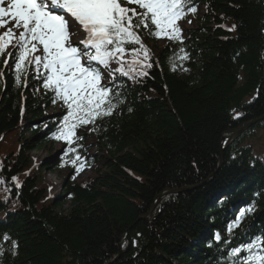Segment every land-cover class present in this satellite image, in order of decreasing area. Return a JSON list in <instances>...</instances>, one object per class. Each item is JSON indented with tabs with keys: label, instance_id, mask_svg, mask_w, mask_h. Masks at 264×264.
Returning a JSON list of instances; mask_svg holds the SVG:
<instances>
[{
	"label": "trees",
	"instance_id": "16d2710c",
	"mask_svg": "<svg viewBox=\"0 0 264 264\" xmlns=\"http://www.w3.org/2000/svg\"><path fill=\"white\" fill-rule=\"evenodd\" d=\"M193 1L201 14L182 43L154 42L150 67L117 76L112 115L90 123L97 161L82 181L59 166L89 159L84 140L54 151L62 101L34 66L17 83V49L0 54V264H238L250 252L234 248L264 241V162L244 142L264 132V0ZM44 172L62 176L55 195ZM250 250L264 255V243Z\"/></svg>",
	"mask_w": 264,
	"mask_h": 264
},
{
	"label": "snow or ice",
	"instance_id": "6c2138e0",
	"mask_svg": "<svg viewBox=\"0 0 264 264\" xmlns=\"http://www.w3.org/2000/svg\"><path fill=\"white\" fill-rule=\"evenodd\" d=\"M125 3L137 5L140 11L124 6ZM3 5L4 0H0V28H6L0 32V54L12 45L18 50L14 63L17 83L21 73L34 66L37 78H43L44 89L62 100L66 114L54 138L65 141L70 146L68 151H75L71 145L74 139H82L76 136L80 126L112 115L116 107L113 97L120 95L113 91L116 73L128 76L125 64L130 70L137 65L151 66L144 63L149 57L139 30H147L156 37L180 39L182 30L177 21L184 16L186 0H10L7 7ZM187 10L195 11L190 7ZM76 25L82 27L86 38L74 45L71 29ZM14 29H21L18 37ZM129 44L139 47L126 49ZM126 52L131 53V60H125ZM140 52L143 60L138 59ZM113 62L118 65L115 69L110 67ZM103 69L109 70L107 84L102 83ZM80 159L77 153L73 163ZM216 238L220 239L218 235ZM255 243L234 248L231 255L238 256ZM257 262L264 264V255H253L242 264Z\"/></svg>",
	"mask_w": 264,
	"mask_h": 264
},
{
	"label": "rangeland",
	"instance_id": "374dc122",
	"mask_svg": "<svg viewBox=\"0 0 264 264\" xmlns=\"http://www.w3.org/2000/svg\"><path fill=\"white\" fill-rule=\"evenodd\" d=\"M10 2V0H9ZM200 13V12H199ZM178 26L181 30L189 28L191 26H194L195 21L191 18V17H186L184 20H180L177 21ZM8 27L11 28L12 24L8 23ZM76 27V26H75ZM78 32L76 33V35L74 37H71V41H80L83 39L84 37V32L83 29L81 27H77ZM21 29H14L15 35L18 37L19 35V31ZM166 36H161V39L163 40V38ZM75 44V43H73ZM244 128V127H243ZM245 146L250 148L251 150L255 151L254 153V157L257 160H262V162H264V132L262 129H258L255 133V137L250 138V139H246L245 141ZM244 142L242 143L244 145ZM91 153H96L95 148H91L90 150ZM32 154L36 157V158H44L47 153L46 151H44L43 149H36L34 151H32ZM60 172L63 174L65 171V169H61ZM92 173L91 168L90 169H86L84 170L83 173H81L79 176H77V180H85L87 177H89ZM45 174V181L49 184H51L52 186H54L51 190V193H56L57 191H60L61 188V180H62V176L55 174V173H46Z\"/></svg>",
	"mask_w": 264,
	"mask_h": 264
},
{
	"label": "water",
	"instance_id": "95a60500",
	"mask_svg": "<svg viewBox=\"0 0 264 264\" xmlns=\"http://www.w3.org/2000/svg\"><path fill=\"white\" fill-rule=\"evenodd\" d=\"M248 124H249V123H248ZM248 124H247L246 126H244V128L247 127ZM242 129H243V128H242ZM242 129H240V130L234 132V133L232 134L231 138H232V139L235 138V137H236V136L242 131Z\"/></svg>",
	"mask_w": 264,
	"mask_h": 264
}]
</instances>
